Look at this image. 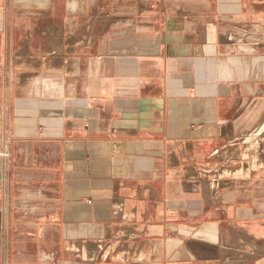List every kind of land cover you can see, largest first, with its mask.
<instances>
[{
  "label": "crops",
  "instance_id": "1",
  "mask_svg": "<svg viewBox=\"0 0 264 264\" xmlns=\"http://www.w3.org/2000/svg\"><path fill=\"white\" fill-rule=\"evenodd\" d=\"M263 127L264 0H0V264H264Z\"/></svg>",
  "mask_w": 264,
  "mask_h": 264
},
{
  "label": "rangeland",
  "instance_id": "2",
  "mask_svg": "<svg viewBox=\"0 0 264 264\" xmlns=\"http://www.w3.org/2000/svg\"><path fill=\"white\" fill-rule=\"evenodd\" d=\"M262 136H264V131H263V135H257L256 137L254 136V138L250 139V140H246L248 142V144H255V147L257 148V144L261 143V145H264V141L260 140V138H262Z\"/></svg>",
  "mask_w": 264,
  "mask_h": 264
},
{
  "label": "bare ground",
  "instance_id": "3",
  "mask_svg": "<svg viewBox=\"0 0 264 264\" xmlns=\"http://www.w3.org/2000/svg\"><path fill=\"white\" fill-rule=\"evenodd\" d=\"M263 130H264V127L261 128L259 131H256V130H255V132H252V134L248 135V136L245 138V140L248 141V140H250L251 138L253 139L254 136L256 137L257 135L263 133Z\"/></svg>",
  "mask_w": 264,
  "mask_h": 264
},
{
  "label": "built area",
  "instance_id": "4",
  "mask_svg": "<svg viewBox=\"0 0 264 264\" xmlns=\"http://www.w3.org/2000/svg\"><path fill=\"white\" fill-rule=\"evenodd\" d=\"M7 155H8V153L6 151H1L0 150V156H7Z\"/></svg>",
  "mask_w": 264,
  "mask_h": 264
}]
</instances>
